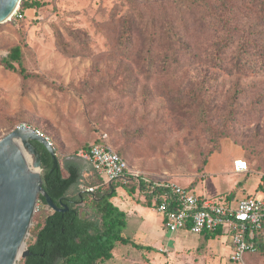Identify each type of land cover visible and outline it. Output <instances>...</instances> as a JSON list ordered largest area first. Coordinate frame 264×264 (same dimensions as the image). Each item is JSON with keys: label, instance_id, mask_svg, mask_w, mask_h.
<instances>
[{"label": "rangeland", "instance_id": "rangeland-1", "mask_svg": "<svg viewBox=\"0 0 264 264\" xmlns=\"http://www.w3.org/2000/svg\"><path fill=\"white\" fill-rule=\"evenodd\" d=\"M23 1L22 19L0 22V139L23 123L39 128L63 165L105 135L154 179L235 202L264 195V0ZM171 19L189 50L170 47ZM16 46L21 64L6 68ZM236 158L247 172H234ZM110 186L131 240L100 264H264L260 249L231 260L227 234L169 231L132 185ZM37 210L30 230L48 214Z\"/></svg>", "mask_w": 264, "mask_h": 264}, {"label": "trees", "instance_id": "trees-1", "mask_svg": "<svg viewBox=\"0 0 264 264\" xmlns=\"http://www.w3.org/2000/svg\"><path fill=\"white\" fill-rule=\"evenodd\" d=\"M35 2L38 1L35 0ZM35 2L33 3L39 4ZM23 5L24 1L21 0L19 11L23 16L20 18L15 15L12 19H22L24 17ZM167 23L168 35L166 39L170 47L179 44L182 50H189L191 46L185 40L183 34L176 31L174 20L171 19ZM159 40H162L161 37ZM21 59L20 47L16 46L4 59L5 67L15 69L14 63L21 64ZM20 72L28 76L23 67ZM34 129L41 131L39 128ZM41 132L44 133V131ZM100 141H102V137L97 142L87 146L85 150H90L94 144ZM51 142L58 157V148L52 140ZM33 143L41 154L42 179L45 190L58 207L64 209L67 206L68 209L64 211L49 209L45 197L43 195L39 196L38 202L40 205L37 213L47 211L48 214L43 219L38 220L36 226L30 230L34 233L35 240L28 247L30 255L24 258V264H100L111 259L114 256L113 250L117 242L128 243L131 239L122 234L127 225V213L112 202L111 199L117 194V187L110 185L122 182L126 185H132L134 190L137 191L138 188L145 187V184L133 178L131 174L128 181L105 183L104 179L94 170L91 162L85 158L82 160L66 159L62 165L58 157L59 164L54 167L53 158L48 149L38 141H33ZM117 152L126 160L119 151ZM128 170L130 172L134 170L129 163ZM90 172L95 173L101 181L100 184L90 185V182L87 183L83 180V173L89 174ZM81 184L97 186V189L93 193L81 191ZM105 185L110 187L105 189ZM189 188L195 189L191 185ZM87 194L90 196L91 201L86 207H82L80 203L84 202ZM222 195L228 199L236 197L232 192L223 193ZM143 202L147 206L154 207V202L151 199L143 200ZM206 235L207 237H215L220 235V231L206 233ZM258 239H260L258 249L255 252L246 253L244 259L247 255L256 253L259 249L264 251V238L262 240L260 236Z\"/></svg>", "mask_w": 264, "mask_h": 264}, {"label": "built area", "instance_id": "built-area-1", "mask_svg": "<svg viewBox=\"0 0 264 264\" xmlns=\"http://www.w3.org/2000/svg\"><path fill=\"white\" fill-rule=\"evenodd\" d=\"M19 6L11 19L15 15L23 16ZM19 126L29 125L23 123ZM37 131L52 145L49 137ZM79 155L91 162L105 183L128 181L130 174L143 182L145 187L137 190L141 199L154 202V208L162 214V221L169 231L188 229L198 234L217 231L220 235L227 234L233 261H243L246 253L258 249V238H264V196L249 194L236 202L235 198L228 199L223 195L207 197L169 179H154L137 170L130 172L127 161L108 143L105 135L102 141L90 150H82ZM233 168L236 173H245L249 170V163L244 158H236ZM80 189L93 193L97 186L81 184ZM47 208L51 209L48 205Z\"/></svg>", "mask_w": 264, "mask_h": 264}, {"label": "water", "instance_id": "water-1", "mask_svg": "<svg viewBox=\"0 0 264 264\" xmlns=\"http://www.w3.org/2000/svg\"><path fill=\"white\" fill-rule=\"evenodd\" d=\"M21 0H0V22L11 19ZM33 141L42 143L50 152L54 167L59 159L54 147L31 126H18L0 139V264H16L30 255L27 237L39 196L54 211L58 207L43 186L35 169H42L40 151Z\"/></svg>", "mask_w": 264, "mask_h": 264}, {"label": "crops", "instance_id": "crops-1", "mask_svg": "<svg viewBox=\"0 0 264 264\" xmlns=\"http://www.w3.org/2000/svg\"><path fill=\"white\" fill-rule=\"evenodd\" d=\"M234 170V169H233ZM235 172V171H234ZM246 195H249V194H246ZM246 195H244V196H246ZM254 195V194H253ZM255 195H257V194H255ZM243 196V197H244ZM264 196V195H263ZM217 236H220V235H217ZM229 246L231 247V245H230V243H229Z\"/></svg>", "mask_w": 264, "mask_h": 264}, {"label": "bare ground", "instance_id": "bare-ground-1", "mask_svg": "<svg viewBox=\"0 0 264 264\" xmlns=\"http://www.w3.org/2000/svg\"><path fill=\"white\" fill-rule=\"evenodd\" d=\"M35 172L39 173V172H38V169H35Z\"/></svg>", "mask_w": 264, "mask_h": 264}, {"label": "flooded vegetation", "instance_id": "flooded-vegetation-1", "mask_svg": "<svg viewBox=\"0 0 264 264\" xmlns=\"http://www.w3.org/2000/svg\"><path fill=\"white\" fill-rule=\"evenodd\" d=\"M70 201H72V200H70ZM69 203H71V202H69Z\"/></svg>", "mask_w": 264, "mask_h": 264}]
</instances>
